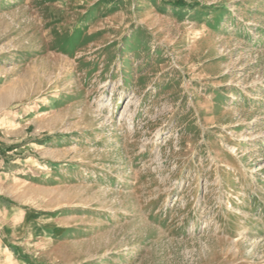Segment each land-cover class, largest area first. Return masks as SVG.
<instances>
[{"label":"rangeland","instance_id":"1","mask_svg":"<svg viewBox=\"0 0 264 264\" xmlns=\"http://www.w3.org/2000/svg\"><path fill=\"white\" fill-rule=\"evenodd\" d=\"M0 264H264V0H0Z\"/></svg>","mask_w":264,"mask_h":264}]
</instances>
